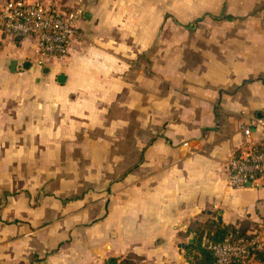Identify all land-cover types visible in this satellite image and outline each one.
Returning <instances> with one entry per match:
<instances>
[{"label": "crops", "instance_id": "1", "mask_svg": "<svg viewBox=\"0 0 264 264\" xmlns=\"http://www.w3.org/2000/svg\"><path fill=\"white\" fill-rule=\"evenodd\" d=\"M27 1L80 15L63 61L0 33V264H188L216 227L264 242V178L227 184L264 114V0Z\"/></svg>", "mask_w": 264, "mask_h": 264}, {"label": "built area", "instance_id": "2", "mask_svg": "<svg viewBox=\"0 0 264 264\" xmlns=\"http://www.w3.org/2000/svg\"><path fill=\"white\" fill-rule=\"evenodd\" d=\"M79 11L60 14L51 6H35L27 0L0 4V33L16 39L31 38L36 44L39 62L67 59L70 42L75 35L74 24ZM252 129L264 132V114L247 119L240 130L247 141L238 155L227 163V184L233 188L258 186L264 178V146L257 149L249 142ZM215 264L244 262L253 254L264 252V242L259 237L237 239L227 236L221 244L209 245Z\"/></svg>", "mask_w": 264, "mask_h": 264}, {"label": "trees", "instance_id": "3", "mask_svg": "<svg viewBox=\"0 0 264 264\" xmlns=\"http://www.w3.org/2000/svg\"><path fill=\"white\" fill-rule=\"evenodd\" d=\"M212 234L209 235L206 238V242L202 243V240H196L194 246L192 247L191 251L193 252L192 255L189 256L188 259V264H215V260L213 258L212 253L208 249L209 245H216V244H221L224 239L232 235L235 238H243L247 239L248 237L246 236L247 233V228L240 226L238 228H214L212 229ZM256 260L264 264V256L263 254H258L255 256ZM108 264H117L115 260H110L108 261ZM119 264H129L126 263V261H122ZM231 264H241L239 262H234Z\"/></svg>", "mask_w": 264, "mask_h": 264}, {"label": "water", "instance_id": "4", "mask_svg": "<svg viewBox=\"0 0 264 264\" xmlns=\"http://www.w3.org/2000/svg\"><path fill=\"white\" fill-rule=\"evenodd\" d=\"M14 66H15V64L13 63V64L11 65V69L14 68ZM25 66H26V64H25ZM24 69L26 70L27 68L24 67ZM219 223H220V220H219ZM189 243H191V242H189ZM186 247H187V246L184 245V246H182L181 248L186 249Z\"/></svg>", "mask_w": 264, "mask_h": 264}]
</instances>
